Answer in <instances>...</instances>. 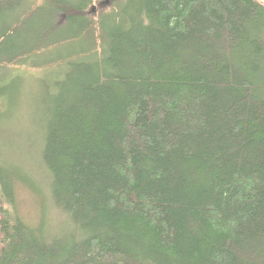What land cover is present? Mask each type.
I'll return each mask as SVG.
<instances>
[{
  "label": "trees",
  "instance_id": "1",
  "mask_svg": "<svg viewBox=\"0 0 264 264\" xmlns=\"http://www.w3.org/2000/svg\"><path fill=\"white\" fill-rule=\"evenodd\" d=\"M10 94L60 221L0 143V264H264V3L0 0Z\"/></svg>",
  "mask_w": 264,
  "mask_h": 264
},
{
  "label": "rangeland",
  "instance_id": "2",
  "mask_svg": "<svg viewBox=\"0 0 264 264\" xmlns=\"http://www.w3.org/2000/svg\"><path fill=\"white\" fill-rule=\"evenodd\" d=\"M258 1L264 3V0H258ZM102 4L103 6H106V3H102ZM23 83L24 84L27 83L28 85L25 86ZM23 83L19 82L17 85H15V87H17V90H23L24 86L29 88L28 90H30V84H29L30 82L24 80ZM35 98L36 97L31 94V97H28V99L23 100L22 98L21 100H19V102H16L14 95L10 94L8 96H5V98L1 101L0 108H4V110H6L7 112L11 111V113H10V117L7 120H5V122L2 125L0 123V129L2 128V130L5 132V134H1V135H8L11 138H14V137H19V135H21V134L18 135L20 131L26 132L28 133V135H30L31 131L37 130L34 122L38 120L37 116L35 114L32 120V116H33L31 113L32 108L31 106L28 105V104H36ZM13 104H26V105L25 108H23V105L20 107L19 105H16V108H13ZM30 123H31V127H30ZM11 138L8 139L10 144H12L13 142L15 144V146L13 147L15 148L14 149L15 154L19 149L20 143L24 142L23 144L28 145V139H26L25 133L24 136L20 139H11ZM8 139L7 137L5 138L3 136L0 139V143L2 145H5ZM23 151L24 153L20 155L18 153L16 154L17 156L19 155L18 156L19 158L18 157L15 158L14 161L18 162L20 165H23V171L27 172L28 174H31V176H30V182L27 181L25 182L22 178L18 179L16 196H15L16 202L14 209L16 210L18 216L29 226H38L42 218L45 219L46 214H48L50 218L52 217L53 219L51 221L52 223H56L57 221H60V218L58 216V211L56 209L53 210V202L51 200L48 189V181L44 179L45 177L42 174L41 168L37 166L36 167L33 166L31 162V155L27 153L28 151H26L24 147H22V152ZM4 152L8 153L6 155L12 153V151L10 152L8 150ZM39 155L40 153H37V157H39Z\"/></svg>",
  "mask_w": 264,
  "mask_h": 264
}]
</instances>
